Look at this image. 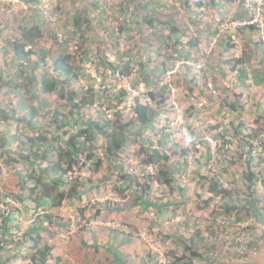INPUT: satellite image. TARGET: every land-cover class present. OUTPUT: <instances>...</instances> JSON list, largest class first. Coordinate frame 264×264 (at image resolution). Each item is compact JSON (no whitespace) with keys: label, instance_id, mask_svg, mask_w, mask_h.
<instances>
[{"label":"rangeland","instance_id":"rangeland-1","mask_svg":"<svg viewBox=\"0 0 264 264\" xmlns=\"http://www.w3.org/2000/svg\"><path fill=\"white\" fill-rule=\"evenodd\" d=\"M30 1L0 0V17L6 19L7 23L5 27V23L0 22V66L2 68L6 70V65L13 60V55L9 53L7 57L4 52H13L7 51V44L17 35L18 23L20 21L36 22L41 19L43 22L46 21V26L50 23L57 26L55 29L57 38H53L52 41L48 39L47 33L37 42L36 47L51 48L57 55L65 52V49L68 50L66 53L70 54L71 63L75 68L79 67L77 64L82 57V49L88 50L92 59L87 61V72L93 80L80 77L79 82L83 83V88L91 87L98 95L118 94L119 96L120 91L127 95L117 106L101 104L98 98H94L93 103L77 110L80 112L81 124L89 120L101 122L106 119L116 120L117 111L122 112L125 121L132 120L135 116L133 107L136 99L149 104L159 112L156 128L153 130L137 132L138 123L134 121L130 125V131L135 133H125L127 136L125 153L121 158L116 159L115 165L104 162L97 171L88 169L83 171L87 180L84 186L79 188L82 190L80 199L74 198L63 203L58 209L59 216L72 219L73 225L69 233L62 234L60 228L56 227L57 236L52 239L43 232L42 243L54 245L53 252L62 254L71 263L82 264L85 250L80 249L81 245L69 246L66 240L68 241L70 233L77 231L79 227L89 225L95 232L93 237H96L95 241L91 240L89 243L95 245L90 247V251H97L94 256L100 257L102 264H172L170 258L173 252L180 254L183 243L188 242L190 238L196 241L201 251L206 250L205 245L211 246L210 248L214 251V260L196 259L195 264H264V238L258 245L250 246L255 236L262 234L260 226L255 230H245L244 227L252 224V221L240 222L235 215H232L230 219L227 218V227L222 226V231L213 235L209 229L211 213L214 206L216 207L215 204L221 202L218 198L216 202L209 205L206 203L210 196L206 176L219 179L228 188L238 189L245 186L240 179L245 166L232 153L223 152L224 139H233L231 133L225 132L222 138L214 137L223 128L221 124L226 125L231 121L236 126L241 124L242 135H247L249 129L253 127L262 128L259 137L252 139V142L255 148L254 154H256L255 169L264 168V140L260 141L264 138V0H247V6L219 0L217 6L209 5L205 9L192 7L189 10L180 5V0H170L176 5L175 10L185 11L183 19L178 20L179 27L186 28L182 36L183 48H188V34L200 33L202 40L196 45L198 50L194 52L193 59L179 60L177 63L173 51L165 49L173 67L169 65L163 75H160L158 70L155 71L158 64L153 61L155 56L153 50L144 52V49L148 47L146 35L148 27L143 33L139 32L140 25H137L136 21L141 17L135 14L131 17L133 21L129 23L118 12L120 2L123 0H37L36 3ZM77 12L85 17L84 26L88 28V33L97 29V34L92 36L93 41L80 42L79 37H67L65 31L75 29L69 24L64 27L62 23V27H58L60 21L63 22L69 14ZM89 18L92 22L88 21ZM191 19L198 21L193 27ZM120 21L128 22L130 28L128 32L133 37L128 38L119 30L121 44L117 46V41L115 39L116 43L114 42L111 34L114 33L113 29L118 32ZM109 24L112 25L111 29ZM250 25H254L251 41L247 39L251 29L246 27ZM241 26H245L248 33L240 32ZM213 30L216 32L213 39L206 41L202 37L203 34ZM148 31L150 33L151 30ZM222 34L231 36L232 48L227 51L228 55L221 54ZM59 38L63 41L60 45ZM30 47L29 45L27 49ZM130 47L136 48L132 53L133 58L126 57L125 52H122ZM101 54L116 64L131 61L132 73L123 76L117 73L119 70L105 71L104 65L97 68L95 62L98 59L102 60ZM118 54L121 60L117 59ZM177 55L179 56V53ZM233 55L243 57V62L236 68L233 67V62H227ZM6 57L9 64L4 63ZM150 57L152 61H148ZM32 58L36 56L33 54ZM140 61L148 63L146 69L151 70L150 77L147 76V70L139 73ZM186 65H191L193 68V71L188 74L190 82L187 85L182 81H176V78L183 74ZM241 65L245 73L240 72ZM22 67L23 65L18 61L13 70L4 71L1 75L3 82L13 80V83L19 86L16 90L22 96L9 92L14 105L19 102L25 106L39 107L43 114L40 117L43 124L50 118L49 110L59 109L63 113L68 111L66 100L59 99L57 94L43 97L38 94L36 84H30L24 78L21 79V75L37 79L39 76L37 74L43 75L46 68L40 72L41 68L39 69L37 65H30L27 70ZM145 76L149 78V81L142 79ZM135 81L137 83L134 85ZM176 82L180 84L177 86ZM27 84L30 85L29 91H26ZM7 88L6 86L5 89ZM235 93L241 96L238 97ZM225 101L234 102L237 110L229 112V108L223 106ZM239 113L241 114L238 115ZM22 116L23 113L18 112L16 116L18 119L8 118L10 127H2L3 131H26L24 123L20 121ZM64 130L72 132V129L68 127H64ZM49 131L54 132L55 127L45 125L39 129V132L45 134ZM104 140L102 135L96 134L95 149L101 155H103ZM240 144L243 145V142L238 138L234 144L229 143L228 148L235 153L241 148ZM153 148L158 149L161 154H170L167 163L163 157L158 158L157 161L151 158ZM14 149L13 145L11 150ZM210 151L212 160L206 164L205 157H208ZM1 160H3V154L0 150ZM185 162L187 163L183 174L178 178L179 182L173 183V189L163 187L158 182L159 166L166 164L170 169L177 170ZM119 164L123 165L125 173H134L136 176L139 174L137 179L125 178L128 180L125 182L122 177L123 172L116 168ZM15 166H9L5 170L4 177L0 179V212L4 214L11 212L10 222L7 223L8 230L6 229L7 241L3 243V251L1 250L0 253V264H31L33 239L29 234L31 230L34 235L38 233L33 228V224L44 219L46 207H36V203L30 199L27 200L29 193L27 185L23 193L24 201L17 200V195L21 192L20 171L23 169V164ZM146 175L152 177L148 183H145ZM258 193L261 198H264V183L259 185ZM5 194L7 197L4 199L9 201L8 206L2 205V197ZM166 203L164 210L165 215H168L167 210L169 211V218L167 220L156 218L155 212L160 208L159 204L162 207ZM145 205L149 208L146 209ZM112 206L117 207V210L108 212V207ZM97 208H101L102 212L97 218L87 219L86 216H82L84 211L91 215ZM53 210L57 209L50 211L53 212ZM2 217L0 215V231L4 225ZM44 226H48V221H45ZM106 226L118 228L124 233L117 237L113 231L106 229ZM161 232L165 240L160 239ZM198 236H203V240ZM17 240L21 242L17 243ZM240 240H243L245 249L241 248ZM155 252L157 255L153 256ZM7 253L12 254L10 260L3 257ZM116 254L119 255L118 258Z\"/></svg>","mask_w":264,"mask_h":264},{"label":"trees","instance_id":"trees-1","mask_svg":"<svg viewBox=\"0 0 264 264\" xmlns=\"http://www.w3.org/2000/svg\"><path fill=\"white\" fill-rule=\"evenodd\" d=\"M32 1L36 3L37 0ZM180 1V5L186 7L187 10L192 7H202L205 9V7H208L209 5L217 6L219 2V0ZM223 1L230 4L240 3L246 5L247 3V0ZM27 2L31 1L27 0ZM175 6L176 5L170 0H123L120 2V7L118 9V12L123 15L125 20H128L129 23L133 21L131 17H134L135 14H138V16L141 17L140 20L136 21V24L140 25V28L138 29L140 33H143V31H145L148 27L146 32L148 47L144 49V52H151V50H153L155 54L153 61L158 64L155 71L158 70L160 75L165 74L169 65L171 66V58L166 54L165 49L173 51L175 62L177 63L179 60L193 59L195 56L194 52L198 50V46L196 45L200 40H202L200 33H197L196 35L188 34V48H183L182 36H184L186 28H180L178 20L183 19L185 11L175 10ZM57 7H59V5H57ZM1 21L5 23L6 27V19L0 17V22ZM14 21L16 22L15 19ZM88 21L92 22V19L89 18ZM191 21L192 27L198 22L194 19H191ZM62 23L64 24V27L69 24L75 28L72 31L67 29V32L69 33L65 31V34L68 35L67 37L70 36L71 38L79 37L80 42L93 41L94 39H92V36L98 32L97 29H94L92 32L88 33V28L84 26L85 17L78 12L69 14L63 22L60 21L58 25L59 28L62 27ZM109 25L111 29L112 25ZM246 27L251 29L250 33H248V29H246L245 26H241L242 29L239 31L242 33L247 31V39L251 41L253 39L254 25ZM56 28L57 26L52 23L46 26V21L43 22L41 19L36 22L20 21L18 23L17 35L14 40H10L7 44V51L12 50L13 52H4V55L7 57L10 54L13 55V60L9 64L7 62L8 58L6 57L4 59V63L9 64L6 65V70L0 66V150L1 154H3V160L5 163L4 167L8 169L9 166L16 167L15 165L17 164H23V169L20 171L21 192L17 195V200L19 202L24 201L23 193L25 192L27 185V190L29 187L27 200L30 199L36 203V207H46L44 219H40L38 222L33 224V228L38 233L34 235L33 230H31V233L29 234L33 239L32 253L30 257V261L32 262L31 264H73L62 254H55L53 252L55 250L54 245H50L48 243L43 244L42 241L44 238L42 233L44 232L48 234L52 237V239H54L58 234L55 229L56 227L60 228L62 234H64V232L69 233L70 227L73 225L72 219L67 216L65 218L59 216L58 209L63 205V203H66L74 198L80 199L82 190L79 188L84 186L85 180H87V176L84 175L83 171H85V169L97 171L104 162H107L109 165L114 164L116 159L121 158L125 153V141L127 139L125 133L128 134L133 132L130 131V125L136 121L138 123L137 132L153 130L156 128L155 125L158 118L157 115L159 113L149 104L143 103L137 99L133 107L135 116L132 120L125 121L122 112L117 111L116 120L106 119L102 120V122L89 120L88 122L81 124V122H79L80 112H77V110L84 105L93 103L94 98H98L101 104L117 106L127 95L124 94L123 91H120L121 95L119 96L118 94H111L110 96L103 94L98 95L91 87L86 89L83 88V83L79 82L80 77H87L89 80H92L90 74L87 72V61L92 59L88 50L82 49V57L79 60L80 62L77 64L79 67L75 68V66L71 63L70 54L66 53L68 50L65 49V52L57 55L51 48L36 47L37 42H39L47 33L49 34L48 39L53 41V38H57ZM129 29L127 21H120L118 32L114 29L112 30L114 33L111 34V37L115 43L117 41V46L121 44L119 30L126 34L128 38L133 37V35L128 32ZM148 30H151L150 33ZM215 30L204 33L202 37L206 39V41L212 40L213 36L216 34ZM85 35L87 36L85 37ZM225 41L226 43H224ZM230 41L232 40L229 34H222V40L220 43L222 47V55L229 54L227 51L232 48ZM33 44L35 45L33 46ZM29 45L31 47L27 49V46ZM32 47L36 48L33 49ZM135 49V47L125 48L122 52H125L124 55L126 57L129 56L130 58H133L132 53L135 52ZM224 49L226 51H223ZM117 52L120 51L117 50ZM177 52L179 53V56L177 55ZM33 54L36 58H32ZM101 57L102 60H95L97 61L95 62L97 68L104 65L103 69L105 71L108 69H114L115 71L119 70L118 72H120L123 76H128L132 73V68L130 66L131 61H128L127 63L124 62V64H121L122 62L116 64L107 56L103 57L101 54ZM118 58H121L119 54L117 56V59ZM242 58L233 55L228 58L227 62H233V67L236 68L243 62ZM18 61L21 65H23L22 69L24 70H27L30 65L39 66V69L41 68L40 72L42 69L46 68L43 75L40 73L37 74L39 75L37 79L36 77L33 78L27 75H21V79L24 78L27 82H30V84H36L38 94H41L43 97L50 96L51 94H57L60 97L59 99L66 100L69 108L67 112L63 113L59 109L49 110L48 112L51 113L50 118L43 124V120L40 118L43 114L40 112L39 107L37 108L35 105L25 106L19 102L14 105L12 101L13 99L10 96L11 93L9 92L11 91L15 94L18 93V96H22V94L16 90L19 89V86L18 84H14L13 80L3 82L1 75L4 71L13 70L14 65H16ZM148 61H152V58L150 57ZM146 66L148 68L147 62L140 61L139 73L147 70ZM185 68L183 74L179 78H176V81H182L187 85V83L190 82L188 80V74L193 71V68L191 65H186ZM150 71L151 70H147L148 77H150ZM240 72H246L242 65L240 66ZM147 76L142 79L149 81ZM136 83L137 81H135L134 85ZM176 84L178 86L180 82H176ZM6 86L8 87L7 89H5ZM29 86V84L25 86L28 89L26 91H29ZM235 94L238 97L241 96L239 93ZM153 97H155V95H153ZM223 106L229 108V112L236 108L234 102L230 103L228 101H225ZM18 112L23 113L20 121L24 123V130L26 131H3L2 127H10L8 118L13 117L14 119H18L16 118ZM240 114L241 113L238 115ZM45 125L55 127V131H49L48 134L39 132V129L43 128ZM221 125L223 128H221L220 131L214 135V137L222 138L224 137L223 134L225 132L231 133V137L233 139H224L225 142L223 152L225 154L229 152L232 153L233 156L237 157L238 161L245 166V169L242 171L240 176V179L245 184V189L228 188L225 187L219 179L206 176L208 192L210 193L206 203L209 205L210 203L216 202L218 198L219 202H221L219 204H215L216 207L214 206L211 213V227L209 229H211V233L213 235L219 234L222 231V226L227 227V218L230 219L232 215H235L237 221L240 222L251 220L252 224H248L244 227V229L255 230L258 226H260L262 234L260 236H255V239L250 242V246L258 245L260 240L264 238V198H261L258 193L259 185L264 183V168L255 169L256 154H254L255 148L252 139L259 137L262 128L253 127L249 129L247 135H242L241 124L236 126L233 121H231L226 125ZM64 127L72 129V132L64 130ZM1 131L3 132L1 133ZM96 134L102 135L105 139L102 146L103 155L95 149ZM164 136H166V134H164ZM238 138L243 142V145L240 144V146L242 145L241 148L237 150L238 152L234 153L228 148V145L229 143L234 144ZM263 140L264 138L260 139V141ZM13 145L15 146V149L12 151L11 149ZM208 149L210 150L209 146ZM208 154V157H205L206 164H209L212 160L211 151ZM161 157H163L167 163V160L170 159V154H161L158 149L153 148L151 158L154 161H157L158 158ZM186 163L187 162H185L181 168L177 170L170 169V167L166 164L159 166V172L157 174L158 182L162 184L163 187L173 189V183L179 182L178 178L183 174ZM4 167L2 168L0 164V179L3 177L2 173L4 171ZM116 168H119V171L123 172L122 177L125 182L129 179L135 180L139 176V174L136 176L134 173H125L123 165L119 164ZM177 173L179 174L177 175ZM125 178H128V180ZM145 178V183H148V181L152 179V177L147 175ZM165 205H167V203L163 204L162 207L161 204H159L160 210H156V218L160 217V219L164 220L169 218L168 210V215H165ZM145 206H147L146 209L149 208L148 205ZM51 209H57V212L54 210L51 212ZM116 210L117 207H108V212ZM101 213V208H97V210L91 215L84 211L82 216H86L87 219H94L100 216ZM0 215L3 216L2 220L4 221L3 229L0 231L1 253L3 251V243L7 241V223L10 222L11 212H9V214L0 212ZM45 221H48V226H44ZM89 228V225H84L81 228L79 227L77 231L70 233V238L68 241L66 240V242H69V246L79 247V245H81L80 249L85 250V256L83 257L84 260L82 261V264H102L100 263L101 258L94 256L97 251H90V247L95 245L89 243L91 240L95 241L96 237H93L95 232ZM106 229L113 231L114 235L116 234L117 237H120V234L124 233L120 232L118 228H113L111 226H106ZM88 230L90 231L89 233L87 232ZM198 233L200 235L199 231ZM162 235L163 232L160 233V239L165 240ZM198 237L203 240V236ZM20 242V240H17V243ZM205 247L206 250L201 251L196 244V241H194L193 238H190L188 242L183 243L180 254L173 252L170 260L172 264H195L196 259H205L206 261H210L211 259L214 260V251L210 248L211 246L205 245ZM156 255L157 252L153 253V256ZM3 257H5L6 260H10L12 254L7 253ZM118 257L119 255L116 254V258Z\"/></svg>","mask_w":264,"mask_h":264},{"label":"clouds","instance_id":"clouds-1","mask_svg":"<svg viewBox=\"0 0 264 264\" xmlns=\"http://www.w3.org/2000/svg\"><path fill=\"white\" fill-rule=\"evenodd\" d=\"M59 41H60V39H59ZM63 41H60V44L62 43ZM59 44V45H60ZM28 47V46H27ZM109 71H110V69H108ZM112 71H114V69H111ZM118 74H120V72H117ZM95 79V78H94ZM93 80V79H92ZM136 101H137V99H136ZM135 101V102H136ZM0 164H1V166H2V168L4 167V160H1L0 161ZM5 170H7L5 167H4V171H3V177H4V173H5ZM1 185V184H0ZM4 197H7V195L5 194L3 197H2V204L4 205V206H8L9 205V201H7V200H5L4 199Z\"/></svg>","mask_w":264,"mask_h":264},{"label":"built area","instance_id":"built-area-1","mask_svg":"<svg viewBox=\"0 0 264 264\" xmlns=\"http://www.w3.org/2000/svg\"><path fill=\"white\" fill-rule=\"evenodd\" d=\"M243 25V24H242ZM60 39V41H62V39L61 38H59ZM3 205V204H2ZM242 243H241V248L242 249H245V246H244V244H243V240H240Z\"/></svg>","mask_w":264,"mask_h":264}]
</instances>
